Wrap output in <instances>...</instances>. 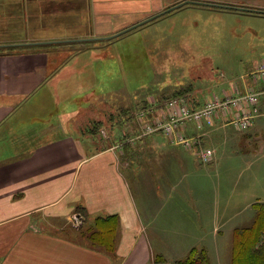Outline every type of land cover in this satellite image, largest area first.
Instances as JSON below:
<instances>
[{"label": "crops", "instance_id": "0c3cea01", "mask_svg": "<svg viewBox=\"0 0 264 264\" xmlns=\"http://www.w3.org/2000/svg\"><path fill=\"white\" fill-rule=\"evenodd\" d=\"M177 1L0 0V264H170L192 248L207 250L211 264H222L233 230L252 222V204L260 199L234 208L190 186L181 193L186 196L196 189L194 200L179 202L176 182L167 190L168 195L172 190L171 200L148 201L143 196L137 201L120 170L136 157L130 154V140L135 137L109 136L108 145L100 140L106 146L99 149L97 138L83 133L75 121L63 119L86 112L80 98L91 96L89 90L75 93L63 84L74 78V74L66 77V66L76 59L74 43L82 41L74 39L112 35ZM54 40L68 41L30 43ZM63 50H69L70 56H61ZM250 71L222 94L252 85ZM43 114L61 117L48 120ZM217 116L191 122L182 131L213 150L208 164L216 151L207 139L228 126L242 131L253 127L256 136L261 132V146L255 148L264 154V113L247 128L231 123L232 113ZM161 135L146 136L150 137L147 148L162 150L167 144L159 145L155 138ZM167 138L174 162L185 166L178 157L181 144ZM164 167V176H170L169 167ZM248 208L253 214L246 212ZM235 213L248 222L236 220L226 227ZM111 214L119 218L114 254L65 232L66 225L76 226L73 220L85 228L96 217Z\"/></svg>", "mask_w": 264, "mask_h": 264}, {"label": "rangeland", "instance_id": "374dc122", "mask_svg": "<svg viewBox=\"0 0 264 264\" xmlns=\"http://www.w3.org/2000/svg\"><path fill=\"white\" fill-rule=\"evenodd\" d=\"M198 1L264 10V0ZM85 38L81 36L78 39L82 41L74 43L72 53L76 59L74 64L66 66V77L74 74V78L66 79L63 84L71 86L75 93L91 91L90 98H80L81 107L88 108L86 112L66 115L63 119L75 121L83 133L97 138L99 149L106 146L101 141L108 145L109 136L135 137L130 140L133 142L130 154L136 157L130 159L128 168L120 170L137 201L143 196L148 201H158L160 197L171 200L172 190L170 195L167 190L175 182L179 202L194 200L196 189L182 195L190 186L207 191L220 202H230L234 208L258 199L264 201V154L255 148L261 146V132L256 136L253 127L250 131H242L228 126L225 132H213L207 139V145L216 151L211 164L200 162L195 146L179 145L178 157L184 159L185 166L174 162L170 155L169 135L155 136L159 145L167 144L163 152L145 145L150 138L146 136L154 137L159 132L141 134V124L153 116H162L165 102L176 98L172 95L180 89H183L182 94L202 105L207 100L222 98L223 90H229L232 84L239 83L241 75L263 62L264 15L187 4L105 42H90ZM60 55L66 58L70 51L63 50ZM160 96L167 100L160 101ZM143 101L148 105L156 102L157 106L152 110L141 109ZM141 110L145 117L135 118ZM43 117L54 120L61 116L43 114ZM136 140H140L139 145H135ZM117 161L121 165L122 157ZM164 166L169 167L170 176H164L161 170ZM252 210L248 208L246 212L253 214ZM236 220L248 222L235 213L233 222L226 227L236 224ZM73 221L76 226L71 223L65 226L67 235L77 234L90 245L86 229H80L81 222L77 219ZM226 243L223 257L227 255V258L222 264L231 263L232 238L231 243ZM205 253L206 264H211L207 250Z\"/></svg>", "mask_w": 264, "mask_h": 264}, {"label": "built area", "instance_id": "2783aa9c", "mask_svg": "<svg viewBox=\"0 0 264 264\" xmlns=\"http://www.w3.org/2000/svg\"><path fill=\"white\" fill-rule=\"evenodd\" d=\"M252 85L244 90L236 89V93L223 94L222 98L205 101L196 108L190 107L184 97L169 99L164 104V114L154 117L153 122L141 124V134L163 133L171 137L172 142L195 146L199 160L203 164L212 161L214 152L199 144L196 137L183 134L187 124L199 123L203 120L221 115L233 114L231 123L239 128H247L253 118L264 113V61L250 71ZM263 109V110H262ZM152 110V109H150ZM143 110L136 113V118H144ZM105 135L104 132H102Z\"/></svg>", "mask_w": 264, "mask_h": 264}, {"label": "trees", "instance_id": "16d2710c", "mask_svg": "<svg viewBox=\"0 0 264 264\" xmlns=\"http://www.w3.org/2000/svg\"><path fill=\"white\" fill-rule=\"evenodd\" d=\"M182 90L180 89L172 96L176 98L184 97L188 105L193 108L201 105L193 102L187 95L182 94ZM162 99L163 97L160 98L162 102L167 100L166 97ZM155 106H157L156 102L148 105L147 101H143L141 109L147 108V110H150L154 109ZM146 118L149 119V116ZM153 119L154 116L149 121L153 122ZM252 207L254 209L252 222L249 225L236 227L233 230L230 264H264V202L256 201L252 204ZM83 217L86 218L85 213ZM80 229H86L84 232H86L91 242L90 247L103 250L109 255L114 254L119 230V218L117 215L111 214L96 217L91 225ZM198 250L197 252L196 248H192L184 258L175 260L174 264H206L207 256L205 250Z\"/></svg>", "mask_w": 264, "mask_h": 264}, {"label": "water", "instance_id": "95a60500", "mask_svg": "<svg viewBox=\"0 0 264 264\" xmlns=\"http://www.w3.org/2000/svg\"><path fill=\"white\" fill-rule=\"evenodd\" d=\"M187 4H192V5H202V6H214V7H218V8H222V9H231V10H239V11H245V12H250V13H255V14H260V15H264V10H260V9H255V8H247V7H240V6H232V5H227V4H220L219 3H211V2H205V1H198V0H182L177 2L176 4H173L171 6H169L168 8H165V10H162L160 12H157L147 18H144L143 20H140L139 23H135L131 26H128L118 32L113 33L112 35H106V36H96V37H88L85 38V40H101V39H111L114 37H117L123 33H126L136 27H139L141 25H144L162 15L168 12H171L173 10L178 9L179 7H182L184 5ZM74 40H80V39H74ZM58 42H63V41H68V40H54V41H39V42H30L31 44H46V43H57ZM72 41V40H69ZM28 43V44H30ZM3 46V45H0Z\"/></svg>", "mask_w": 264, "mask_h": 264}]
</instances>
